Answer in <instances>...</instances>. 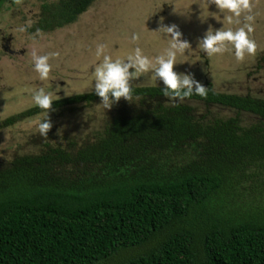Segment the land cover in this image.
Here are the masks:
<instances>
[{
  "label": "trees",
  "instance_id": "1",
  "mask_svg": "<svg viewBox=\"0 0 264 264\" xmlns=\"http://www.w3.org/2000/svg\"><path fill=\"white\" fill-rule=\"evenodd\" d=\"M33 1L22 19L50 33L99 0ZM203 82L207 97L183 102L132 84L133 103L121 98L126 110L100 130L0 162V264H264V97ZM53 99L56 112L100 98ZM214 106L231 114L209 118Z\"/></svg>",
  "mask_w": 264,
  "mask_h": 264
},
{
  "label": "rangeland",
  "instance_id": "2",
  "mask_svg": "<svg viewBox=\"0 0 264 264\" xmlns=\"http://www.w3.org/2000/svg\"><path fill=\"white\" fill-rule=\"evenodd\" d=\"M252 2L255 19L251 37L258 49L255 55H246L242 61L236 59L234 48L211 57L199 48V41L210 27L215 32L222 28L235 31L237 26L235 17L232 23H227L228 12H220L214 4L208 5L207 0H99L94 5L93 14L83 13L77 22L35 40L29 38L31 24L26 19L37 14L38 1L10 5L0 14V56L1 43L9 44L17 53L12 54L10 61L7 58L0 60V122L23 115L33 104L35 106L32 94L40 87L57 92L54 97L94 91L93 72L103 59V56L97 59L95 55L97 44H105V54L113 59H126L139 47L154 62V58L165 54L169 46L167 37L153 32L158 30L161 17L165 25H177L182 38L191 44V49L177 54L175 72L193 75L204 87L203 80L206 79L217 92L264 97V0ZM21 12L26 13V21ZM239 20L240 28L244 26V16ZM18 25H24L27 31L17 32ZM133 34L138 36L135 41ZM33 52L37 55L58 53L49 59L52 71L48 81H41L34 70ZM152 75L151 71L142 74L131 84L163 85L162 81L152 79ZM123 101L121 99L110 110L97 106L100 99L90 104L73 103L62 111L52 109L49 117L53 126L48 140L38 132V123L45 118L43 111L27 117L17 116L12 124L0 126L2 166H8L17 155H36L44 148L45 142L65 144L57 135L59 129L63 130L62 136L68 135L79 142L89 131L100 130L116 112L126 110ZM204 113L211 118L213 114L229 116L231 111L214 106Z\"/></svg>",
  "mask_w": 264,
  "mask_h": 264
},
{
  "label": "clouds",
  "instance_id": "3",
  "mask_svg": "<svg viewBox=\"0 0 264 264\" xmlns=\"http://www.w3.org/2000/svg\"><path fill=\"white\" fill-rule=\"evenodd\" d=\"M16 5H22L23 0H13ZM208 5L214 4L220 12L227 11L231 15L225 17L229 22L240 23L239 18L244 16V26L235 31L229 29L216 30L213 32L211 27L205 36L199 41V48H202L207 56L211 57L215 54H223L235 50V57L238 61L244 60L246 55H255L258 49L256 41L251 37L253 32L252 22H254L253 2L252 0H207ZM164 18H160V26L156 33L163 34L168 38L169 46L165 49V54L159 55L153 59L143 54L141 48L136 47L134 55H128L126 59H113L110 55L105 54L106 45L97 44L95 55L97 59L103 56L102 62L99 63L93 72L94 92L100 98L102 106L105 110H110L112 106L118 103L121 98L130 104L133 103V89L131 82L138 79L142 74L152 72V79L163 82V96L172 101L183 102L186 98H190L193 94L206 98L209 88L204 87L200 82L194 79L191 74H178L174 71L176 65L177 54H184L191 49V44L182 38V32L175 24L165 25ZM19 33H25L27 29L24 25H18L15 29ZM45 33L41 29H36L31 33L29 38L35 40L37 37L43 38ZM132 39H138L133 34ZM58 53H50L48 55H37L32 53V61L34 70L39 74L41 81H48L52 71V65L49 63L51 57L57 56ZM60 89L59 86L56 87ZM57 92L46 91L45 87H40L33 91L32 99L36 106L43 111L45 117L38 123L39 135L48 140V133L52 128V122L49 112L52 110L54 96ZM136 100L140 97L136 96ZM173 106H176L173 104ZM62 129L57 131V135L63 138ZM74 135V134H73ZM54 142V141H52ZM55 143V142H54Z\"/></svg>",
  "mask_w": 264,
  "mask_h": 264
},
{
  "label": "flooded vegetation",
  "instance_id": "4",
  "mask_svg": "<svg viewBox=\"0 0 264 264\" xmlns=\"http://www.w3.org/2000/svg\"><path fill=\"white\" fill-rule=\"evenodd\" d=\"M2 45V48L1 49H4L6 52L10 53V54H13V53H17L16 51H14L10 46L9 44L6 45L4 43H1Z\"/></svg>",
  "mask_w": 264,
  "mask_h": 264
}]
</instances>
